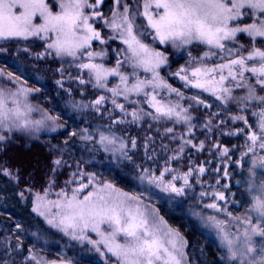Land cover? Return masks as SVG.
Wrapping results in <instances>:
<instances>
[{
    "label": "snow or ice",
    "instance_id": "snow-or-ice-1",
    "mask_svg": "<svg viewBox=\"0 0 264 264\" xmlns=\"http://www.w3.org/2000/svg\"><path fill=\"white\" fill-rule=\"evenodd\" d=\"M104 3L105 0H0V41L39 39L44 41L46 54L61 61L69 58L81 73H87V80L77 77L80 84L92 83L110 93V97L98 95L90 105L74 107L81 111L91 107L101 115L107 112L116 124L150 119L156 124L170 122L173 126L165 129L168 134L174 132L175 125H186L191 135L195 125L189 110L194 106L213 107L201 98L203 94L213 97L224 109L235 105L238 111L230 119L233 123L242 122L240 131L247 133L243 156L252 153L257 157L251 162L247 182L250 207L242 215H233L218 203L226 199L220 191L212 192V202L203 203V207L228 218L226 221L207 216L208 225L216 231L224 249L225 264H264V175L259 181L256 179V170H264V155L257 156V148L264 152V0H112L110 14L101 10ZM103 29L109 30L107 36L102 34ZM241 34L249 38L247 46L240 42ZM115 40L124 47L117 50L115 65L106 67L97 62L107 56L106 50L94 51L93 42L105 45ZM154 44L165 49L169 45L176 49L204 46L202 55L191 57L186 65L170 73L185 87L196 90L191 97L161 75L168 57ZM5 50L0 46V51ZM125 68L131 71H123ZM141 72L147 75L141 77ZM109 77H116L119 82L109 87ZM57 83L63 87L62 81ZM39 91L27 87L13 71L0 68V144L17 133L33 135L45 127L55 131L62 126L59 117L45 111L40 119H32L31 114L41 110L33 107L29 96ZM173 94L177 99L169 98ZM109 100L113 110L122 114L119 120L104 107ZM183 101L189 103L185 105ZM249 112L254 123L249 121ZM214 116L219 118L220 113H210L205 128L211 130L215 126ZM81 132V140H96L104 151L113 156L119 153L121 159L131 161L128 145L110 131L98 129L94 135L84 128ZM180 139V152L184 144L198 150L205 147L204 142L196 144L183 136ZM130 143L136 147L134 139ZM228 154V148L220 152L222 157ZM171 159L178 160L179 155ZM54 163L60 165L61 161ZM0 171L10 175L6 169ZM195 171L203 175L206 169L201 166ZM193 174L191 168L180 174L166 162L158 174L141 169L137 178L141 184L183 196L192 187L189 178ZM224 174L228 175L227 169ZM177 180L182 181L181 186H177ZM66 183L75 187L56 192L55 200H48L47 192L43 197L37 195L33 211L45 216L49 225L72 240L87 241L101 255L110 254L115 257V264H186L187 241L144 202L143 195L122 191L93 172L73 173ZM208 196L209 192H200L201 198ZM231 222L243 228L230 232L227 224ZM28 259L34 264H63L45 262L35 255Z\"/></svg>",
    "mask_w": 264,
    "mask_h": 264
},
{
    "label": "rangeland",
    "instance_id": "rangeland-1",
    "mask_svg": "<svg viewBox=\"0 0 264 264\" xmlns=\"http://www.w3.org/2000/svg\"><path fill=\"white\" fill-rule=\"evenodd\" d=\"M111 8L112 0H105V3L102 6L101 10L105 14H110ZM108 33V29H103L102 34L107 36ZM29 40L0 41V46L3 43H10L13 41L25 42ZM239 40L246 46L249 42V38L243 34L240 35ZM42 42L44 43V41ZM93 44L94 51H100L101 49L106 50L107 56L102 61H97L104 63L106 67H113L115 65L117 58V50L122 49L124 47L119 42V40L109 41L105 45H100L98 42H93ZM153 46L156 47L158 50H160L162 47L165 48V46L159 44H154ZM167 48L176 54V59L175 63H171V61L169 60V56H167L168 64L167 66L161 69V75L164 76L163 71L167 69L166 72L168 73V77L177 80L180 84L184 86L183 82L180 81L179 78L173 77L172 75H170V73L175 72L180 67L186 65L191 57H199L200 55H202L203 51L205 50L204 46L193 45L190 48L176 49L172 48L169 45L167 46ZM43 53V55L49 56L48 54H46L45 45ZM56 59L62 63V70L67 68H70L73 71L76 70L79 72L77 73L78 75L76 76V79L78 76H82L84 79L87 80V73H81V71L70 62L69 58H65L64 61H61L58 58ZM0 68L5 69L6 71H12L13 66L8 61L0 59ZM122 70L127 72L131 71L130 68H125ZM60 73H62L61 70ZM14 75L20 76L21 80L25 83L27 87L40 89L39 92H34L29 96V101L33 105V107L41 109V111H35L31 114L32 119H40L42 111L59 117L58 123L62 125L61 127L57 128L55 131H51L47 127L42 128L39 132H36L37 136L44 133V140L46 141V143L52 149L57 150L59 152L66 151L67 149L71 150L72 153L85 152L83 151L84 148H80V150H78L76 149L75 145L72 146V141L75 138L80 139V136L82 135L81 130L85 128L81 125L82 117L80 115L90 110L91 107H87L85 110L81 111L77 110V108H74V106L70 103H58L57 101H55L56 97L54 98L46 87L38 83V80L36 78H29L27 76H23L19 69H15ZM140 75L141 77H143L147 74L141 72ZM118 82V78L109 77V87L115 86V84ZM87 84L93 86L92 83ZM96 89L98 91V95L104 94L110 97V93L105 92L103 89ZM185 89L190 92V97L196 91L187 87H185ZM169 98L172 100L177 99L174 94ZM201 98H204L206 99V102L213 104V107L209 109L211 112L220 113L219 118H213L214 121L217 120L216 127H218V130L216 132L213 131L212 127L211 130L205 128V124H202L201 122L196 123L192 115L191 123L195 125V127H193L192 129L191 135L187 133V126L183 124L175 125L174 132L168 134L165 132V129L166 127L173 126L170 122L166 124H156L150 119L138 122L141 124V128L143 129L142 132L147 136L145 143L142 142L145 153V159H143L140 163V166L142 164H145L142 169H149L150 171L158 174L159 171H161L165 167V164L167 162L169 167L178 171L180 174H183L190 168L194 170L193 176L189 178L192 187L190 189H186L185 194L183 196H176L172 193L162 192L158 188L149 187L146 183L141 184V182L137 178L140 174V171L133 174L118 175L108 170L107 166L102 169L98 167L94 168L93 170H90L85 164L81 163L80 169L74 171L73 173H78L80 171H94L93 173H96L100 179L112 182L117 188L121 189L122 191L128 193H135L137 195H143L144 202L146 204H150L152 208L157 210L160 216H162L159 212L160 210L158 209V206L160 205L169 208L171 206V203H173V205H176L178 207L180 206L186 208V213L188 215H193V217L195 218L198 229L208 235L213 236L216 239L219 247L218 255L221 254L222 262H224L225 264V261L223 259L224 249L220 246V240L217 236L216 231L208 225L207 216L215 215L218 219L226 221L228 218L223 213H216L211 209L204 208L203 203L212 202L211 193L214 191H220L224 193L226 198L225 201L218 202L222 207L227 208V210L233 215L244 214L246 209L250 207L251 199L247 192V182L250 179L249 168L251 166L252 160L256 159L257 157L253 156L252 153H248L247 156H243V153L247 151L245 147L247 133L240 131V129L244 127L242 122L233 123L230 119V117L238 111L236 106L230 105L229 109H224L218 101H215L214 98L209 96L208 94H203ZM91 102L92 101H89L87 102V104L84 105H90ZM120 102L126 103L122 100V98H120ZM182 103H184V101ZM105 106L106 104L104 105V107ZM128 107L131 108L130 105ZM144 107L146 110H148L147 105H144ZM121 115L122 114L120 113L118 117H115V119L119 120L121 118ZM247 115L249 116L250 123H254L255 118L251 116L250 112L247 113ZM220 118H222L225 123L220 124ZM111 121L113 123V120ZM117 125L120 124H111L109 122L107 125H105V127L98 126L95 128L88 129L94 135H96L98 129L106 133L110 131L111 133L115 134L116 137L122 138L123 141L128 145V149H130V141L127 138L131 134V132H125V129L133 128L132 124H121L125 127L124 129L122 126L121 130H119L120 127H118ZM109 126L111 127L109 128ZM223 130H226L225 133H233V135L236 136V140L234 141L232 147L220 145L217 142L207 144V142L205 141H199L204 142L205 147L203 150H198L197 148L191 147V145L184 144L183 152L179 151L181 144H183V141L180 139L181 136H183L185 140L192 139L193 143L199 144V142H196V139H198V135H196V133H198V131L199 133L204 131L206 132V135L210 137L216 134L219 137L224 133ZM74 131L77 133L76 136L71 135V133ZM119 131H121L122 133L124 132L125 134L122 135ZM173 137H175V139H173ZM130 139L133 140L134 137L131 136ZM134 140L136 141L135 149L138 150V141L136 139ZM93 141L103 149V146L97 143L96 140ZM216 144H219L220 147H214V145ZM85 145H90L89 141ZM223 148L229 149V154L227 157H222L220 155V152H222ZM191 149L193 150V152L190 151ZM88 151H90L89 147ZM106 153L108 155L112 154V152L109 151H106ZM199 154H205L206 156L201 159H198ZM174 155H179V159L172 160L171 157H173ZM259 155H264V152H261L257 148V156ZM201 166L205 167L206 171L203 175H198L195 170ZM217 169H220V171H216ZM225 169H227L228 172L227 176L224 174ZM256 172V179L257 181H259L262 175H264V170L257 169ZM111 178H113L114 180ZM175 183L177 184V186L182 185V181L179 180H177ZM225 185H227V187H224ZM71 187H75V185L73 184L68 186V188ZM59 191L60 190H55L53 186H50L43 192H36L33 196V208L36 207L37 195L43 197L45 195V192H47V199L55 200L57 199L55 193ZM201 191L209 192V196L207 198H201ZM52 211L55 212L56 209L53 208ZM3 214L7 215L9 217V220L0 223V232L2 233L0 241V264H4L5 261H7L8 264H34L33 261L28 259V257L31 255H35L37 256V258H42V260L45 262L62 261L63 264H115V257H112L106 252L104 255H101V253L97 252L91 245L87 243V241L72 240L70 237L64 235L58 229L49 225L45 216L40 215L38 212H35V214L38 217L42 218L46 224V228L41 231L29 230L23 225L22 220L18 217L7 212H4ZM177 214L180 215L179 212H177ZM164 220L170 227L177 230L169 223L168 220H166L165 218ZM18 225L19 227H17ZM238 228L242 229L243 225H238L235 222L227 224V229L230 232H236ZM180 234L187 241L186 237L181 232ZM88 235L92 239H97L94 233H89ZM17 245H20V247L17 248ZM184 251L186 264H194L190 256L188 241ZM213 262L214 261L212 259L209 260V264H212Z\"/></svg>",
    "mask_w": 264,
    "mask_h": 264
},
{
    "label": "trees",
    "instance_id": "trees-1",
    "mask_svg": "<svg viewBox=\"0 0 264 264\" xmlns=\"http://www.w3.org/2000/svg\"><path fill=\"white\" fill-rule=\"evenodd\" d=\"M1 46L6 50L0 51V59L8 61L13 66L12 71L15 72V69H19L23 76L36 78L38 83L46 87L54 98L56 97L55 101L58 103H70L73 106L84 105L89 101H94L98 96L95 87L87 83H79V80L76 79L78 71L67 68L60 73L62 63L52 55H43L44 43L42 41H13L3 43ZM24 48H27L28 51L25 52ZM160 50L165 51V55L169 56L171 63H175V53L168 48L162 47ZM166 71L167 69L163 71V74L168 82L190 97V92L177 80L169 78ZM57 81L64 82L62 83L63 87ZM184 103L187 105L189 101H184ZM105 108L109 109L114 117H118L120 114L118 110H113L110 100L106 102ZM189 111L196 123L201 122L202 124H207L209 114L214 113L203 106H194ZM80 116L82 117L81 125L85 128L105 127L109 122L113 124L107 112L101 115L92 108ZM216 121L215 126L212 127L214 132L218 130ZM117 126L121 130L123 125ZM132 127L125 129L123 126L125 132H131L127 139L131 141L130 137L133 136L138 141V150L132 147L127 149L131 161L121 159L119 153L115 156L113 154L108 155L94 141L89 142L90 145L87 146L85 144L88 141L79 138L73 139L72 146L75 145L78 150L84 148L83 151L85 152L72 153L71 150L67 149L62 153L52 149L46 143L44 133L39 136L36 133L33 135L17 133L5 144H0V169H6L10 173V175H5L3 171H0V223L9 220V217L3 214L7 212L21 219L23 225L29 230H44L46 228L44 220L33 211L34 194L39 191L43 192L50 186H53L55 190L68 187L66 182L72 179L74 171L80 169L81 163L90 170L98 167L102 169L107 166L108 170L118 175L139 172L145 166V164L140 166V163L145 159L142 142L145 143L147 136L142 132L140 123L132 124ZM119 132L122 135L125 134ZM223 132L219 137L217 134L210 137L206 135V132L199 133L198 131L196 142L205 141L207 144L217 142L220 145L232 147L236 136L228 135L225 133L226 130ZM88 147L90 151H88ZM190 151L193 152L192 149ZM205 156V154H199L198 159ZM58 159L61 161L60 165L54 163ZM158 209L160 214L186 237L194 264H209L210 259L214 261L212 264H224L221 254L218 255L219 247L216 239L198 229L195 218L186 213V208L171 203L169 208L160 205ZM1 236L2 233L0 232V241Z\"/></svg>",
    "mask_w": 264,
    "mask_h": 264
}]
</instances>
